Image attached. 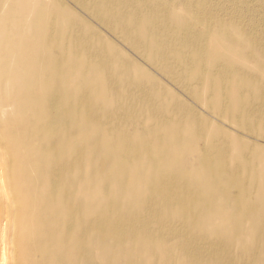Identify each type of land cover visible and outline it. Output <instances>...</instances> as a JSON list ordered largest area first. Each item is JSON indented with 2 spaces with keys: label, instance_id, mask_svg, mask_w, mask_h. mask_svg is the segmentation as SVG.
<instances>
[{
  "label": "bare ground",
  "instance_id": "obj_1",
  "mask_svg": "<svg viewBox=\"0 0 264 264\" xmlns=\"http://www.w3.org/2000/svg\"><path fill=\"white\" fill-rule=\"evenodd\" d=\"M0 264H264V0H0Z\"/></svg>",
  "mask_w": 264,
  "mask_h": 264
}]
</instances>
